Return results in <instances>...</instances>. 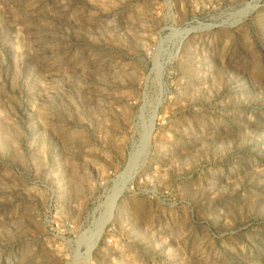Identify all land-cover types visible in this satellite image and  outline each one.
Wrapping results in <instances>:
<instances>
[{"label":"rangeland","instance_id":"374dc122","mask_svg":"<svg viewBox=\"0 0 264 264\" xmlns=\"http://www.w3.org/2000/svg\"><path fill=\"white\" fill-rule=\"evenodd\" d=\"M0 264H264V0H0Z\"/></svg>","mask_w":264,"mask_h":264},{"label":"bare ground","instance_id":"6f19581e","mask_svg":"<svg viewBox=\"0 0 264 264\" xmlns=\"http://www.w3.org/2000/svg\"><path fill=\"white\" fill-rule=\"evenodd\" d=\"M252 7V6H251Z\"/></svg>","mask_w":264,"mask_h":264}]
</instances>
